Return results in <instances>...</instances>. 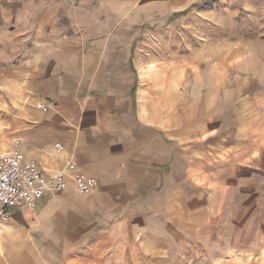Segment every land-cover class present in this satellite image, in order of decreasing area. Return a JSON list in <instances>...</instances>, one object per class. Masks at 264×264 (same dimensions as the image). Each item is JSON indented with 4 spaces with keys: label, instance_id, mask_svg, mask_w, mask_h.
Returning <instances> with one entry per match:
<instances>
[{
    "label": "crops",
    "instance_id": "1",
    "mask_svg": "<svg viewBox=\"0 0 264 264\" xmlns=\"http://www.w3.org/2000/svg\"><path fill=\"white\" fill-rule=\"evenodd\" d=\"M78 31L73 0H0V100L17 106L19 149L63 184L8 209L0 264H72L103 229L137 228L154 205L167 211L189 139L197 156L208 148L248 172L264 229V37L235 61L229 40L216 60L198 48L192 71L183 56L170 81L168 66L152 71L150 60L144 75L135 49ZM43 101L52 107L34 108ZM78 175L94 188L78 191Z\"/></svg>",
    "mask_w": 264,
    "mask_h": 264
},
{
    "label": "rangeland",
    "instance_id": "2",
    "mask_svg": "<svg viewBox=\"0 0 264 264\" xmlns=\"http://www.w3.org/2000/svg\"><path fill=\"white\" fill-rule=\"evenodd\" d=\"M73 19L75 32L97 43L135 49L144 75L151 60L152 71L168 66L173 81L177 59L184 56L187 76L198 48L216 60L218 51L230 53L222 45L229 40L235 61L241 48L258 45L264 0H73ZM9 104L0 100V155L16 149L17 106ZM194 149L186 140L185 178L178 186L170 179L167 211L154 205L137 228L103 229L74 252L72 264H264V237L257 243L252 235L264 229L248 172Z\"/></svg>",
    "mask_w": 264,
    "mask_h": 264
},
{
    "label": "built area",
    "instance_id": "3",
    "mask_svg": "<svg viewBox=\"0 0 264 264\" xmlns=\"http://www.w3.org/2000/svg\"><path fill=\"white\" fill-rule=\"evenodd\" d=\"M37 106L47 110L52 103L43 101ZM15 144V150L0 155V220L8 218L11 207L21 203L32 206L43 194L54 195L63 187L61 180L46 178L40 164L19 149L18 139ZM74 183L80 192L90 191L95 186L91 179L82 175L75 176Z\"/></svg>",
    "mask_w": 264,
    "mask_h": 264
}]
</instances>
